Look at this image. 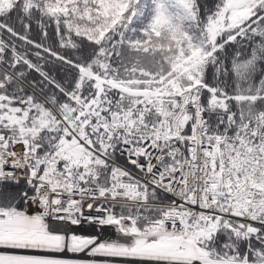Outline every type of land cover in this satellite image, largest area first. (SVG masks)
I'll return each mask as SVG.
<instances>
[{"label": "snow or ice", "instance_id": "1", "mask_svg": "<svg viewBox=\"0 0 264 264\" xmlns=\"http://www.w3.org/2000/svg\"><path fill=\"white\" fill-rule=\"evenodd\" d=\"M0 264H264V0H0Z\"/></svg>", "mask_w": 264, "mask_h": 264}]
</instances>
